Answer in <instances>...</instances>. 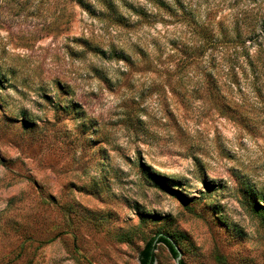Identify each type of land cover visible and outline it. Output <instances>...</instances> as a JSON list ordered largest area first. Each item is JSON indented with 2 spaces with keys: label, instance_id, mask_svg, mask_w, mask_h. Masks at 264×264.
Here are the masks:
<instances>
[{
  "label": "rangeland",
  "instance_id": "rangeland-1",
  "mask_svg": "<svg viewBox=\"0 0 264 264\" xmlns=\"http://www.w3.org/2000/svg\"><path fill=\"white\" fill-rule=\"evenodd\" d=\"M158 233L264 264V0H0V264Z\"/></svg>",
  "mask_w": 264,
  "mask_h": 264
},
{
  "label": "trees",
  "instance_id": "trees-1",
  "mask_svg": "<svg viewBox=\"0 0 264 264\" xmlns=\"http://www.w3.org/2000/svg\"><path fill=\"white\" fill-rule=\"evenodd\" d=\"M157 244H162L174 259L178 256L180 250L173 238L170 235L158 233L144 244L139 253V264H154ZM179 264H184L181 259Z\"/></svg>",
  "mask_w": 264,
  "mask_h": 264
},
{
  "label": "water",
  "instance_id": "water-1",
  "mask_svg": "<svg viewBox=\"0 0 264 264\" xmlns=\"http://www.w3.org/2000/svg\"><path fill=\"white\" fill-rule=\"evenodd\" d=\"M180 259H181V253L180 251H178V256L175 258L176 264H179Z\"/></svg>",
  "mask_w": 264,
  "mask_h": 264
}]
</instances>
